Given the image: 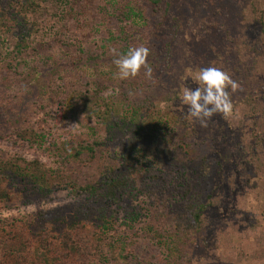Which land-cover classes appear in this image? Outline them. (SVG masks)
<instances>
[{"label": "trees", "instance_id": "16d2710c", "mask_svg": "<svg viewBox=\"0 0 264 264\" xmlns=\"http://www.w3.org/2000/svg\"><path fill=\"white\" fill-rule=\"evenodd\" d=\"M43 1L0 0V30L7 36L5 43L0 38L3 59L18 54L8 51L9 43L27 25L24 13L40 8L47 10ZM70 1L78 8L82 6L80 0H64V4L69 5ZM160 1L105 0L108 5L104 14L110 22L104 30L105 37L91 51L73 53L72 61L68 62L73 66L67 77L68 95L60 98L62 87L58 82L62 75L58 62L54 65L48 57L39 62L41 66L38 64L36 68L41 69L37 72L39 75L44 68L52 67L53 75L44 84L41 95L34 94L28 111L26 103H22L16 109L3 112L0 142L15 150L25 146L22 140L25 138L18 134V129L21 124L32 123L28 120L31 115L40 131L35 134L41 138L46 135L48 118H73L81 100L93 102L86 119L90 120L92 115L99 118V128H103L106 136L76 144L52 142L44 147L43 153L52 155L56 164V170L48 172L55 174L27 175L21 168L12 170L9 161L3 162V152L0 153V212L27 206L36 200L39 203L48 198L47 192L58 188L72 187L76 195L87 196V200L78 202L77 208L65 207L60 221L50 210L41 208L34 213L0 217V264H198L194 255L198 242L205 246L207 253V257L199 259L201 263L208 262L217 250L230 257L234 264H264V0H237L242 23L257 24L260 30L254 39L246 38L248 41L234 45V52L239 55L233 63L224 60L211 63L230 76L237 73V82L245 78L248 87L241 107L237 111L234 107L237 113L227 118V124L239 128L243 137L236 149L241 156L231 162L232 168L225 180L227 194L207 183L208 165L204 158L205 169L201 170L204 176L200 182H193L185 176L190 163L182 161L174 165V156L165 154L162 141L167 131L162 122L154 120L162 115L159 111L153 113L156 99L163 101L161 109L176 124L175 132L184 134L182 142L193 149L200 144L193 139L190 142L188 131L197 121L187 118V106L180 99L181 89L198 87L193 80L195 73L187 80L175 75L169 80L162 79L167 52L158 43H148L143 33L158 16L154 13L160 8ZM94 3L86 0L85 5L91 10ZM143 3L147 4L149 17ZM167 12L163 9L162 19ZM207 24L205 18L196 22L194 38L199 39L201 33L209 31L205 28ZM58 40L63 50L69 51L66 39ZM141 44L150 49L147 63L153 69V79L145 77L143 68L135 78L115 79L117 69L113 60L116 57L109 49L126 53L129 47ZM11 65L7 62L6 70ZM2 71L1 65L0 74ZM109 89H116V95L107 97L105 92ZM44 94L46 102H43ZM137 95L142 98L135 99ZM120 104H130L129 117H119L117 106ZM38 137H34L29 148ZM113 141L120 145L119 151L111 154ZM30 164L37 169L41 161L36 157ZM92 165L99 170V175L93 182L86 181L89 177H80V172ZM176 166L184 181L176 182L172 177L170 169ZM255 198L262 206L257 213L246 206ZM214 211L219 218L211 216ZM119 215L122 222H118ZM208 229L213 235L212 244L201 236ZM234 232L242 242L235 243Z\"/></svg>", "mask_w": 264, "mask_h": 264}, {"label": "rangeland", "instance_id": "374dc122", "mask_svg": "<svg viewBox=\"0 0 264 264\" xmlns=\"http://www.w3.org/2000/svg\"><path fill=\"white\" fill-rule=\"evenodd\" d=\"M93 1L95 2L93 5L94 9L89 10L87 5H85L86 0H80L84 8L82 6L78 8L77 4L71 1L68 5L64 4V0H44L43 4L47 7V10L40 8L24 13L28 23L23 28L24 32L22 31L20 35L15 34L12 37L8 49V51L18 54L11 57V63V58L3 59L4 56L0 54V66L2 65L3 67V71L0 74L1 76L3 75L0 77V119H5L3 112L11 108L16 109L22 103H26L28 111L34 94L39 93L41 95L44 84L53 75L50 72L52 67L44 68L39 75L37 71L41 68L36 67L38 64L41 66L39 62L48 57H51L52 64L56 65V62H58V70H60L62 75L58 82V86L62 87L60 98L62 99L68 95L69 86L66 84L69 85V81L67 77L73 70V66L68 64V62L72 61L73 53L80 50L84 52L91 51L94 45L101 43V40L105 37L104 30L107 28V24L110 23L104 14L108 3L105 0ZM236 2L237 0L160 1V8L154 13L158 16L153 18V22L150 21V25L145 27L146 29L143 30V33L148 39V43H158L159 47L167 52L165 67L162 68L164 75L162 79L169 80L172 78L171 75H175L180 79L187 80L190 78V74L198 72L201 68L212 66L211 63L213 61L220 62L224 60L225 62L233 63L236 56L239 55L238 52L235 54L234 45L248 41L245 40L246 38L254 39L256 33L260 30L257 24L242 23L240 20L241 10ZM116 5H118L117 1ZM142 6L149 17L150 12L148 13L147 4L143 3ZM163 9H167L168 12L162 19ZM203 18L208 22L205 28H208L209 31H204L203 34L200 31L201 38L196 39L194 38L195 24ZM227 34H230L229 38H225ZM243 35H246V37L243 38ZM1 37L4 38L2 43H5L7 36L4 35L2 30H0ZM60 37L65 38L68 42L69 48L67 49L69 51L63 50L60 46L58 40ZM39 43L42 45H39ZM34 49L37 51L34 52ZM7 62L12 64L10 70H6ZM237 75V73H234L231 77L236 81L238 80ZM244 80L245 78L238 82L241 86L240 89L235 93H231L235 111L241 107L244 93L248 90L247 82L245 84ZM229 91L231 90L229 89ZM105 95L107 97L115 96L116 89L107 90ZM42 97L43 102H46L45 94ZM141 98V95L135 97V99ZM85 103L87 102L78 101L80 107L77 114L73 115V118L57 120L48 118L46 121V135L41 138L35 134L40 133V131L37 129L38 125L34 121V117L32 115L29 118L27 117L28 120H32V123L21 124L18 129V134L25 138H21L24 140L25 146L15 150L0 142V153L3 152V162L7 163L9 161V167L12 165L10 169L19 171L21 168L27 175L33 172L37 175L47 174L48 171L56 170L52 155L45 154L47 152L43 153V148L47 145L52 142L58 144L66 141L76 144L103 138L105 133L103 128H99L101 120L94 115L91 116L90 120L86 119L89 115V110L94 107L93 102ZM162 103L161 99L154 100L153 113L159 111L162 115L154 117L157 119H153L157 120V123L162 122V126L167 131V135L162 141L165 154L169 157L174 156V165L182 161L185 163L189 162L191 167L185 176L192 178L193 182H198L200 177L204 176L201 172V170L205 169V167H202L204 158V163L208 165V170L206 171L207 183H209V186H213L216 191H224L227 194L229 189H227L225 180L232 168L231 162L241 156V153L236 150L237 143L243 139L241 130L229 126L227 124L228 119L220 114L214 115L208 121L207 127H202L198 121L194 122L191 131H188L191 134L190 142L193 139L200 146L193 149L185 142H182L184 134H178V131L175 132L174 129H177L176 124L170 120L166 110L161 109ZM117 110L119 117L127 118L131 114L130 104H120L117 106ZM235 111L233 114L237 113ZM245 128L251 130V128ZM128 136L127 134L125 137ZM34 137L38 138H36L34 146L29 148L28 145L34 141ZM19 142L21 141L19 140ZM18 145L20 144H16L17 147H19ZM119 145L116 141H113L110 153H117ZM122 145L125 148L124 142ZM16 154L18 157H16ZM36 157L41 161V165L37 169L34 168L33 164H30ZM177 169H179V166H176V169H170L172 177L176 182L184 181V176L178 173ZM98 175L99 170L93 165L82 168L80 172V177H89L86 181L91 182ZM84 195L85 193L76 195L72 187L58 188L47 192L48 198L40 200L39 203L36 200L35 203L27 206L21 205L19 208L5 209L0 212V217L34 213L37 208H41L42 210H50L55 215V218L60 221L62 214H64V208L67 206L77 208L79 201L87 200V196L84 197ZM246 206L256 213L262 210V206L256 198L254 201L246 203ZM211 216L219 218L216 211ZM118 222H122L121 215H119ZM201 236L206 239L208 244L213 243L211 230L208 229L205 232H201ZM233 238L235 243L242 242L236 232L233 233ZM205 252V246L198 242L194 250L198 264L201 263L199 259L207 257ZM208 259V262H202L201 264H234L230 261V257H226L224 253H219L217 250Z\"/></svg>", "mask_w": 264, "mask_h": 264}, {"label": "clouds", "instance_id": "9594fccd", "mask_svg": "<svg viewBox=\"0 0 264 264\" xmlns=\"http://www.w3.org/2000/svg\"><path fill=\"white\" fill-rule=\"evenodd\" d=\"M109 51L116 57L113 60L117 69L114 73L115 79L135 78L142 68L145 69V77L153 79V69L147 63L150 55L148 47L143 44L132 46L126 53L118 52L116 48H110ZM193 80L198 85L195 90L188 87L181 89L180 99L181 103L187 106V118H192L202 127H207L208 121L216 114L225 118L233 115L231 93L238 91L241 86L229 73L218 67L209 66L196 72ZM129 95L133 93L129 92Z\"/></svg>", "mask_w": 264, "mask_h": 264}]
</instances>
